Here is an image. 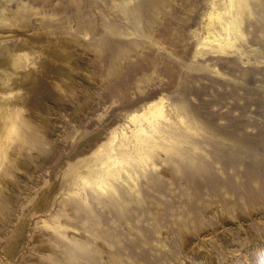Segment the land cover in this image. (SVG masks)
Wrapping results in <instances>:
<instances>
[{
	"label": "rangeland",
	"instance_id": "1",
	"mask_svg": "<svg viewBox=\"0 0 264 264\" xmlns=\"http://www.w3.org/2000/svg\"><path fill=\"white\" fill-rule=\"evenodd\" d=\"M115 1H5L11 14L3 12V20L27 14L29 30L24 33L38 39L40 51L29 54L35 70L45 60L41 48L49 41L41 36L43 25L54 26L53 37L70 38L79 94L65 88L66 80L61 78L56 88L59 97L48 101L49 115L38 120L36 130L35 125L30 128L39 140L46 134L47 142L37 148L32 140L33 150L43 157L29 151L30 167L10 178L18 202L7 225L0 228V247L29 213L30 204L55 184L59 169L63 166L61 173H65L83 157L77 149L88 147L84 139L105 135L111 121L123 125L120 112L138 107L146 97L162 93L166 102L182 104L198 131L173 120L166 125L197 147L161 141L174 148L155 151V167L133 166V179L115 181L116 191L86 186L79 196L69 195L65 192L68 182L61 184L60 179L50 206L29 215L23 248L13 258L0 254V264H23L28 255L36 256L39 264L90 260L95 264H179L178 257L185 264H206L204 257L190 256L183 248L181 233L186 228L190 244H201L206 251L209 243L218 264H264V0H247L243 54L239 52L243 46L219 50L213 43H201L207 35L201 20L208 0H119L136 7L142 35L134 32L125 14L117 13ZM149 32L150 37L145 36ZM23 37L12 36L14 40ZM117 46L133 54L126 55L124 62L119 58L121 69L108 74L107 64ZM51 146L53 151L44 155ZM218 195L235 197L239 213L223 217L225 211L214 201ZM253 197L255 204L248 206L246 201ZM65 200H70V214L62 209ZM170 200L179 201L170 206ZM202 200L211 203L204 206ZM241 216L249 218L244 223L263 241L255 253L246 247L249 239L239 233ZM40 217L51 229L36 222ZM220 232L227 233L230 241H216L215 233ZM35 233L44 235L50 251L32 249L40 244L31 241ZM224 251L231 259L224 261Z\"/></svg>",
	"mask_w": 264,
	"mask_h": 264
},
{
	"label": "bare ground",
	"instance_id": "2",
	"mask_svg": "<svg viewBox=\"0 0 264 264\" xmlns=\"http://www.w3.org/2000/svg\"><path fill=\"white\" fill-rule=\"evenodd\" d=\"M5 1L0 0V42H2L0 44V228L7 225V218L13 213V207L18 202L17 197L12 195L16 189L10 180L11 176L17 170L30 165L29 151L36 153L37 158L43 157L33 150L31 142L35 140L37 148H40L42 141L47 142L45 140L46 134L42 135L44 139L40 137L39 140L34 135V131H30V128L35 125L34 130H36L37 125H39L38 120L41 117L45 119L49 115L48 101L59 97L56 88L60 85L58 82L61 78L66 80V83H64L65 88L73 91V94H79L75 86L76 80L73 69L76 65L70 51L71 43L68 42L70 38H67L64 34L63 39L53 37L51 34L54 32V26L50 24L43 25L42 28L45 31L41 36L49 41H44L41 48L45 60L41 63L40 70H35V61L30 59L29 54L30 51H40L38 39L31 34L24 33L25 30H29L27 14L18 13L15 17L9 18L8 22H6L7 19L3 20V12H7L8 15L11 14L5 6ZM114 6L118 14H125L134 32L144 34L142 32L144 28L141 25L135 6L125 4L123 1L119 2V0L115 1ZM247 10V0H208L201 20L202 27L207 35L203 37L201 43H213L219 50L225 49L227 46H243L244 48L239 52L240 54L245 53L246 48L243 44L247 42V39L242 28V19ZM58 31L59 28L57 27ZM14 33L17 36L24 37L17 39L18 41L14 40L12 38ZM150 35L149 32L145 36L150 37ZM135 44L140 45L139 43ZM116 50V53L110 56L107 64L108 74L111 73V69L119 71L125 56L133 54L131 51L121 50L118 46ZM119 58L123 59V62ZM79 97L82 102H87L86 97L82 94ZM149 97L151 96L146 97V100H143L138 107L120 112L124 118L123 121H125L123 125L116 126L111 121L105 135L103 132L99 133V136L102 137L96 135L90 139H84V141L88 140V144H86L88 147L84 148L82 146L77 149L78 155L83 157L72 163V166L65 173H61L63 166L59 169L57 178L54 181L55 184L48 188L47 194L42 195L32 206L30 204L29 213L22 217L12 231L11 236L6 240L5 245L0 247L1 255L13 258L23 248L29 215L43 212L50 206L52 198L57 194L56 183L60 179L62 180L61 184L68 182L69 186L65 192L69 195L79 196L82 193L81 189H85L86 186L116 191L115 181L133 179V166L144 167L146 164H151L155 167L157 163L152 160L153 153L158 150L168 151L174 148L173 144L166 145L161 141L175 140L190 143L188 139L177 133L173 128L169 129L168 124L166 125V122L173 120L177 124L185 123L188 129L198 131L196 122L189 117L185 107L182 104L175 105L166 102L162 93L147 99ZM42 124H45V120L42 121ZM45 127L46 125H44ZM190 144L193 148L197 147L195 144ZM53 149V146H51L44 155H49ZM178 201L173 202L170 200L168 205L175 206ZM214 201L221 207V210L225 211L226 214H223V217H234L239 213L235 197L218 195ZM184 202L185 207L188 208L189 203L187 200H184ZM255 202V197L248 198L246 201L248 206L254 205ZM202 203L206 206L211 201L202 200ZM69 204L70 200H65L61 206L63 211L70 214ZM241 220L240 225L243 226V230L239 233L249 239L248 245H246L247 249H250L252 253L261 250L263 241L258 240L253 231H249V223H244L249 218L241 216ZM36 222H42L45 227L51 229L46 224L47 221L44 217L38 218ZM201 226L200 223L197 230ZM188 230L186 228L181 233L182 245L187 254L196 258L204 257L206 264H218L209 243H207L209 249H206V251L201 244H190L189 239L191 236L185 233ZM190 232L193 233L191 230ZM215 236L218 242L227 243L230 241L227 233H215ZM30 238L32 242L38 241L40 243L35 247L31 246L33 250L41 252L51 250L48 240L44 239V235L35 233L31 234ZM223 258L224 261L231 259L226 251L223 252ZM182 259L181 257L177 258L179 264H185ZM22 263L39 264V259L36 256L28 255ZM95 263V260H90L89 263L81 264Z\"/></svg>",
	"mask_w": 264,
	"mask_h": 264
}]
</instances>
